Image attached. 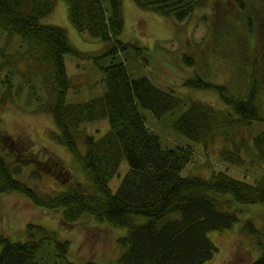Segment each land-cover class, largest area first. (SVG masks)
Here are the masks:
<instances>
[{
    "label": "trees",
    "instance_id": "trees-1",
    "mask_svg": "<svg viewBox=\"0 0 264 264\" xmlns=\"http://www.w3.org/2000/svg\"><path fill=\"white\" fill-rule=\"evenodd\" d=\"M57 1L0 0V29L20 33L24 42V48L8 56L0 50L6 56L0 61V82L6 86L0 105L16 101L23 89L28 90L26 100L33 106L31 112L52 116L58 128L52 136L73 152L87 179L86 182L70 179L64 182V188L45 193L16 177L15 173H23L25 165H32V175L42 176L45 172L40 170L39 161L51 165L56 157L50 152L42 160L29 144L24 142L25 149L19 147L0 128V194L21 192L38 207L61 212L57 221L66 225L86 217L126 227V234L118 239L120 264H204L219 251L210 232H223L237 224L241 238L244 236L247 243H253L254 257L247 264H264V228L257 225L255 216L239 214L247 205L264 206V125L259 128L256 123L264 124V0L258 1L260 11L252 8L250 12L246 0H234L233 10L222 5L223 0L214 2L215 16L210 19L207 32L210 40L215 41L216 27H220L215 42L230 47L231 40L225 34L231 32L221 28L228 26L232 11L236 20L243 21L241 27L235 25L232 34L238 40L245 38L246 42L253 38V43H246V53L236 52L235 62L240 71L233 76L224 75L227 80L222 82L211 79L218 76V70L210 75L201 71V55L197 60L185 55V63L197 65L191 74L185 75L183 85L215 93L219 104L190 99L173 122L179 133L196 142L208 143L220 137L224 143L220 150L223 160L240 166L251 160L262 170L253 182L223 169H214L208 176L196 172L184 175L195 149L181 143L164 146L160 135L149 127L141 107L162 117L173 113L186 100L174 89L162 88L147 76L133 77L124 59L119 58L131 46L144 49L121 37L126 29L123 0H66L73 25L101 38L112 58L103 67L105 91L87 101L68 102L67 91L72 81L65 55L73 53L81 58L93 55L77 49L65 27L43 21ZM134 1L141 8L177 21L189 19L208 2ZM257 19L262 29L257 30ZM205 40L204 37L200 44ZM5 44H9V39ZM223 60L228 62V58ZM5 68L8 74L3 79ZM15 76L18 82L14 81ZM103 117H108L110 129L96 138L83 123ZM79 138L87 145L84 154L79 150ZM123 159L128 160L129 168L117 191H113L109 179L119 172ZM58 165L69 172L62 160ZM52 168L51 165L49 173L56 176ZM240 204L246 206L239 208ZM26 229L27 240L0 234V264H40L39 250L53 241L64 254L69 251L70 240H60L55 229L33 222ZM243 248L247 249L245 241ZM92 261L67 259L63 264H94Z\"/></svg>",
    "mask_w": 264,
    "mask_h": 264
},
{
    "label": "rangeland",
    "instance_id": "rangeland-1",
    "mask_svg": "<svg viewBox=\"0 0 264 264\" xmlns=\"http://www.w3.org/2000/svg\"><path fill=\"white\" fill-rule=\"evenodd\" d=\"M123 1L126 29L121 37L125 41L143 46L144 49L140 51L136 46H131L121 52L119 58L124 59L133 77L147 76L162 88L174 89L178 95L186 100V103L176 108L173 113L169 112L162 117H157L150 109L141 107L149 127L160 135L164 146L171 147L181 143L190 145L195 149L194 158L183 170L184 175L196 172L208 176L214 169H223L235 177L253 182L260 176L262 170L256 167L251 160H248L244 166L223 160L220 150L224 143L220 137L208 143L196 142L179 133L173 126L174 120L185 110L190 99L219 104L218 96L215 93L183 85L185 75L191 74L197 65L185 63L183 57L187 55L197 60L196 57L201 55L202 58L199 59L201 71L210 75L218 70V76H212L211 79L226 81L224 75L232 73L231 76H233L240 71V67L235 62L236 52L237 54L244 51L246 53V43H253V38L246 42L245 38L241 37L238 40L232 34L236 30L235 25L241 27L243 21L241 23L236 20L230 11L228 26L226 25L221 29L231 32L225 35H228L233 47L231 45L224 47L221 42H215L218 39L220 27L218 29L216 27L215 41H213L214 39L211 41L210 36H207L210 19L215 16L213 7L216 0H208L206 5L196 9L189 19L183 21H177L173 17L162 16L151 10L141 8L134 0ZM253 1L246 0L247 11H252V8L254 11H260L259 0ZM233 4L234 0L222 1V5L231 10H233ZM43 21L65 27L76 48L93 55L86 58H81L73 53L65 55L67 70L72 81V85L67 91L68 102L87 101L102 94L106 88V82L103 80V67L108 65L112 59L111 55L106 53V44L102 39L92 35L88 30L79 31L73 25L69 18L66 0H58L55 9L43 17ZM256 28L257 30L262 29L258 19ZM258 35L262 36L263 33ZM0 37H2L0 50L6 56L24 48L22 36L18 32L1 28ZM204 37L206 40L200 44ZM8 39L9 44L6 45ZM258 47L261 48L262 46ZM6 56L0 54V61L4 60ZM223 58H228V62H225ZM7 71L8 68L3 70L1 76L3 79L8 74ZM13 79L15 82L19 81L16 76ZM4 88H6L5 84L0 82V98ZM23 90L21 97L16 96V101L9 100L0 105V128L5 129L19 147L25 149V143L29 144L28 146L32 147L42 160H46L50 152L54 153L57 159L54 158L51 165L56 176L49 173L51 165L43 161H39L40 170L45 172L42 176L31 174L32 165L23 166V173L17 172L15 176L26 180L31 185L38 186L45 193L64 188V182L70 179L76 178L86 182L87 175L80 169L73 152L52 136L53 132H58L52 116L46 112H31L33 106L29 105L26 100L28 90ZM221 106L224 104L222 103ZM256 123L259 128L264 125L263 122ZM83 124L87 131L96 138L101 137L110 129L108 117L86 120ZM255 129L258 130L257 127ZM242 137L245 135L239 138V145H241ZM78 146L81 153L84 154L87 149L84 139H78ZM58 159L63 161L69 171L68 173L64 168L62 169V166L58 165ZM46 164L48 166H44ZM128 168V160L123 159L119 172L109 179L113 191H117ZM245 206L240 204L238 207L244 208ZM247 207L245 211L239 210L240 216H255L257 225L264 228V206L255 204L247 205ZM60 215L61 212L59 211L52 212L38 207L21 192L0 194V234L15 240H27L26 226L33 222L55 229L60 240H70V248L66 254L55 245V241L46 244L37 255L40 264H63L67 259L79 262L93 260L94 264H120L118 257L121 248L118 239L126 234V227H115L109 223L86 217L73 225H66L62 221H57V217ZM210 236L219 247V251L213 259L204 264H247L253 259V243H247L248 239L244 236L241 238L239 224L235 225L233 229L223 232L211 231ZM244 241L247 244V249L243 248Z\"/></svg>",
    "mask_w": 264,
    "mask_h": 264
}]
</instances>
